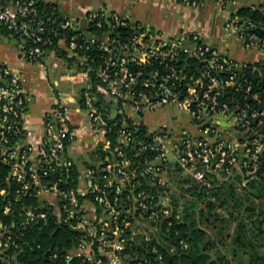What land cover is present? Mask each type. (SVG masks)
I'll return each mask as SVG.
<instances>
[{"label": "built area", "instance_id": "2783aa9c", "mask_svg": "<svg viewBox=\"0 0 264 264\" xmlns=\"http://www.w3.org/2000/svg\"><path fill=\"white\" fill-rule=\"evenodd\" d=\"M38 1L0 0V26L21 40L29 62L60 58L68 65L73 60L76 71L67 74L74 84L73 95L55 96L45 115V134L34 143L30 134L25 137L29 96L20 74L0 66V164L10 168L9 183L21 184L15 201L23 194L35 197L37 203L22 205L18 221L0 217V264H24L20 257L31 244L28 232L48 222L49 215L77 233L68 261L152 264L162 259L157 248L162 241L145 234L147 222H152L154 233L158 228L161 232L164 222L170 226L173 218H180L179 207L172 205L170 170L176 168L205 186L212 184L208 173L235 170L246 180H264V93L255 91L247 76L248 70H258L254 63L236 61L209 45L199 29L165 34L102 11L90 13L87 19L106 29L86 34L67 19L58 24L53 14L41 15ZM215 1L225 9L239 0ZM252 1L249 6L264 8V0ZM182 3L200 7L198 0ZM60 28L81 31L82 38L68 40ZM119 28L133 32L121 33ZM223 28L226 38L237 37L248 48L264 49V35L254 33L258 25L251 19L235 13L226 18ZM194 56L199 61L196 66L187 59ZM73 102L89 111V134L97 147L87 166L91 180L84 189L80 180L76 189L62 186L65 170L75 167L67 148L80 132L68 119ZM170 105L190 111L201 134L184 130L176 139L167 125L151 128L137 123L145 113ZM32 153L39 157L36 166ZM45 194L57 198V207L42 200ZM0 195L7 196L6 188H0ZM12 206L9 200L2 215L13 216Z\"/></svg>", "mask_w": 264, "mask_h": 264}, {"label": "trees", "instance_id": "16d2710c", "mask_svg": "<svg viewBox=\"0 0 264 264\" xmlns=\"http://www.w3.org/2000/svg\"><path fill=\"white\" fill-rule=\"evenodd\" d=\"M183 2V0H178ZM200 7L204 0H198ZM41 15H52L57 18V23L65 21L58 7L54 3L37 2ZM199 7V8H200ZM236 14L249 18L258 25L254 31L258 36H263L264 31V8L262 6H246L237 10ZM112 18V17H108ZM2 27V26H1ZM4 28V27H2ZM5 29V28H4ZM106 29L97 28L95 23H90L89 31L101 33ZM60 33L68 40L74 36L82 38L81 31L60 28ZM119 32H133L131 29L119 28ZM88 41V40H87ZM100 54V53H99ZM188 61L196 66L198 59L187 57ZM69 62L74 63L73 60ZM258 70L247 71L255 91L264 93V65L254 63ZM264 97V95H262ZM250 104H254L250 101ZM10 168L0 164V188H6L7 196L0 195V217L9 222L12 218L16 221L22 219L19 215L22 205L36 203L35 197L19 195L16 190L20 183L7 180ZM78 169L65 170L66 183L62 186L67 189H76L78 186ZM228 177L219 183V179L213 173H208V178L214 180L210 188L194 181L190 177L182 175V180L191 182L192 187L186 191L192 192L193 200H187L181 210L179 219H172V225L164 222L162 228L163 241L158 245L161 260L153 261L152 264H264V180L253 178L246 180L242 174L224 175ZM51 179H54L52 177ZM214 199V200H212ZM11 200L13 216H3V206ZM201 202L206 207L200 208ZM175 203L180 206V201L175 198ZM215 209L223 210V263L221 258H216L212 250L216 247L213 241L207 240V232L200 226L207 220ZM218 213V212H217ZM214 214L216 220L221 219L219 214ZM48 222H40L28 232L26 239L31 244L25 246L26 252L20 259L24 264H80V260L68 261V255L76 244L77 233L69 225H59L57 220L49 215ZM200 220V222H199ZM169 228V230H167ZM40 244V247L37 245ZM217 248V247H216ZM151 256V255H150ZM157 256L156 255H153Z\"/></svg>", "mask_w": 264, "mask_h": 264}, {"label": "crops", "instance_id": "0c3cea01", "mask_svg": "<svg viewBox=\"0 0 264 264\" xmlns=\"http://www.w3.org/2000/svg\"><path fill=\"white\" fill-rule=\"evenodd\" d=\"M240 1L231 3L223 9L215 0H206L200 8H192L182 2L172 0H47V2L56 4L62 16L86 34L90 32L88 15L102 11L106 16L119 14L133 23L165 34H176L182 29H199L209 45L220 48L236 61L259 62L264 65V49L248 48L237 37L226 38L223 28L226 18L234 15L239 8L253 3L252 0H244L241 1L242 3ZM21 44V40L10 36L0 26V66H5L12 73L20 74L29 96V104L24 116L27 134L25 137L27 138L30 134L29 140L40 143L45 134V115L51 108L55 96L60 92H65L69 97L73 95L70 90L74 88V84L69 81L67 74L75 72L76 67L71 62L65 65L60 58L43 60L41 63L29 62L23 56ZM60 46L62 50L67 47L63 41ZM76 87L80 89L82 86L77 85ZM172 107L183 111L188 120L184 122L171 117L170 122L154 123L147 119L149 113H145L142 120L137 119V123H144L151 128L159 124L167 125L176 139L182 137L184 130L194 135L201 134L199 121L190 111L172 105L164 108ZM68 119L80 131L75 141L69 144L67 155L74 161L79 172L80 187L84 189L90 183L88 180H91L87 166L89 161L95 158L97 149L96 141L89 134L91 116L86 108L79 105V102H73L68 111ZM31 162L35 166L39 164L38 154H31ZM171 163L176 164L172 156ZM237 173L240 174L238 170H235L232 175ZM42 200L50 201L57 207V198L52 194H45ZM87 205L93 207L91 203Z\"/></svg>", "mask_w": 264, "mask_h": 264}, {"label": "rangeland", "instance_id": "374dc122", "mask_svg": "<svg viewBox=\"0 0 264 264\" xmlns=\"http://www.w3.org/2000/svg\"><path fill=\"white\" fill-rule=\"evenodd\" d=\"M244 1V0H241ZM240 1V3H242ZM173 117V119H177V120H183L185 122V120H188V118L186 117V115L184 114L183 111H180L178 108L176 107H172V108H164V109H159L156 112L153 113H149L147 114V119L149 121H152L154 123H164V122H170V118ZM217 176V178L219 179V183L223 182V179H226L228 177H225L223 175V172H219L217 174H215ZM182 172H180V170H170L169 172V179L173 180V184H174V192H172V205L174 206L175 204V198L177 196V199H179L180 201V206L179 207V216H182L181 210L183 209L182 205L187 201V200H193L194 196L192 195V192H188L186 190L190 189L192 187V184L190 181L188 180H182ZM214 180H211V183ZM212 185V184H211ZM207 186L208 188L211 187ZM214 200V199H212ZM206 207V203L205 202H201L200 204V208H205ZM212 213L207 216L208 219L204 220L202 223H200V226L202 228H204V230H206L207 232V240L213 241L216 244V247L212 250L213 255L216 258H221V262L223 263V210L222 209H215V210H211ZM218 212V213H217ZM219 214L220 218L219 220H216L215 215L214 214ZM172 214L170 213L169 215H167L168 217H170ZM166 218H163V221ZM161 225H159L158 227H162V223ZM200 222V220H199ZM164 224V223H163ZM165 225V224H164ZM146 228L148 229V231L145 233L148 237L153 238L154 235L156 236V239H158L159 241H163V236L162 233L160 232V229L158 228L157 231H155L153 233V224L152 222L149 220L147 222V226ZM151 231V232H150ZM162 231V230H161ZM138 238L140 239V236H138Z\"/></svg>", "mask_w": 264, "mask_h": 264}, {"label": "water", "instance_id": "95a60500", "mask_svg": "<svg viewBox=\"0 0 264 264\" xmlns=\"http://www.w3.org/2000/svg\"><path fill=\"white\" fill-rule=\"evenodd\" d=\"M43 60H45V58H43ZM218 118H219L220 120H222V119H223V115H222V114H221V115H219V116H218ZM224 125H226V126H227L228 124H224ZM232 125H233V124H232Z\"/></svg>", "mask_w": 264, "mask_h": 264}]
</instances>
